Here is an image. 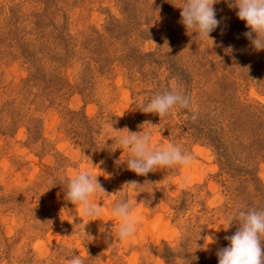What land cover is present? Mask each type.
<instances>
[{
  "label": "rangeland",
  "instance_id": "374dc122",
  "mask_svg": "<svg viewBox=\"0 0 264 264\" xmlns=\"http://www.w3.org/2000/svg\"><path fill=\"white\" fill-rule=\"evenodd\" d=\"M183 3L0 0V264H66L73 253L85 264H218L238 229L228 215L264 210V51L227 0L213 5L212 41L186 31ZM177 86L196 120L142 112ZM111 124L150 131L154 147L181 146L194 162L137 176ZM84 170L108 194L91 197L102 212L90 222L67 197ZM129 181L145 185L136 235L121 242L112 207Z\"/></svg>",
  "mask_w": 264,
  "mask_h": 264
},
{
  "label": "clouds",
  "instance_id": "9594fccd",
  "mask_svg": "<svg viewBox=\"0 0 264 264\" xmlns=\"http://www.w3.org/2000/svg\"><path fill=\"white\" fill-rule=\"evenodd\" d=\"M227 2L229 8L238 9L236 13L238 18L244 21L249 29L243 35L250 41L251 47L257 51H264V0H227ZM215 3L217 0H184L180 8V23L187 32L194 30V33L201 38L211 40L210 33L222 23L217 19L213 7ZM227 51L230 52L231 47ZM141 109L143 113H154L160 118L170 116L177 109L191 111L193 120H196L199 114L191 98L179 86L174 90L155 94L149 102L141 103ZM113 124L110 125L113 132L126 133L116 137V142L130 151L131 155L126 161L127 168L137 176H146L160 168L189 167L194 162V156L183 150L181 146L169 143L159 148L154 147L150 131L130 132L127 128L115 130ZM145 124L151 125L150 122ZM97 177L84 170L68 182V200L80 207L83 217L89 222L98 218L102 212V207L98 202H92L91 197L98 192L108 196ZM48 183L52 184L53 180L50 178ZM144 185H140L137 181L126 182L123 189L127 187L129 195L115 202L112 207V215L120 221L117 238L121 242L136 235L139 217L134 214V209L137 205L138 189ZM227 219L228 228L235 223L238 229L233 235L225 237L229 241L228 246L217 250L218 264H264V210L237 206ZM37 222L40 223L38 220ZM86 225L88 223L81 224L82 234L92 239L91 235L85 232ZM204 239L209 240V244L214 242L213 237ZM66 264H85V260L79 254L73 253Z\"/></svg>",
  "mask_w": 264,
  "mask_h": 264
},
{
  "label": "trees",
  "instance_id": "16d2710c",
  "mask_svg": "<svg viewBox=\"0 0 264 264\" xmlns=\"http://www.w3.org/2000/svg\"><path fill=\"white\" fill-rule=\"evenodd\" d=\"M163 257H164V254H163Z\"/></svg>",
  "mask_w": 264,
  "mask_h": 264
}]
</instances>
